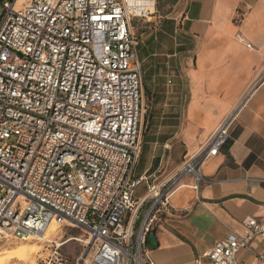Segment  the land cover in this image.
Segmentation results:
<instances>
[{
  "label": "built area",
  "instance_id": "obj_1",
  "mask_svg": "<svg viewBox=\"0 0 264 264\" xmlns=\"http://www.w3.org/2000/svg\"><path fill=\"white\" fill-rule=\"evenodd\" d=\"M132 7L0 0V238L80 228L78 264H155L147 248L155 222L185 174L200 189L203 164L230 139L241 103L173 177L134 197L145 107ZM243 225L210 248L212 264H240L238 252L264 239V220ZM254 254L264 264V252Z\"/></svg>",
  "mask_w": 264,
  "mask_h": 264
},
{
  "label": "crops",
  "instance_id": "obj_2",
  "mask_svg": "<svg viewBox=\"0 0 264 264\" xmlns=\"http://www.w3.org/2000/svg\"><path fill=\"white\" fill-rule=\"evenodd\" d=\"M147 21L138 56L150 114L136 199L198 155L241 103L227 144L203 164L200 189L185 174L147 237L155 264H212L210 248L242 233L245 218L264 220V0H154ZM250 249L238 252L240 264L258 263L264 239Z\"/></svg>",
  "mask_w": 264,
  "mask_h": 264
},
{
  "label": "rangeland",
  "instance_id": "obj_3",
  "mask_svg": "<svg viewBox=\"0 0 264 264\" xmlns=\"http://www.w3.org/2000/svg\"><path fill=\"white\" fill-rule=\"evenodd\" d=\"M149 2L150 0H139L137 3L132 4L131 24L136 37L140 41L139 50L142 49V46H147V42L150 40V37L147 39V34L145 33L149 30L150 23L147 20H149L150 11L152 10ZM148 106L149 103L144 94V132L146 130L147 118L150 114ZM142 191L140 190L139 193ZM53 225L54 230L50 231L48 237L45 239L42 236L40 239H29V241L0 238V257L4 256L5 252L12 248L28 247L37 249L36 264H78V258L84 251V245L80 239H85L87 233L80 228L58 227L55 224ZM15 263L22 264L16 261Z\"/></svg>",
  "mask_w": 264,
  "mask_h": 264
},
{
  "label": "bare ground",
  "instance_id": "obj_4",
  "mask_svg": "<svg viewBox=\"0 0 264 264\" xmlns=\"http://www.w3.org/2000/svg\"><path fill=\"white\" fill-rule=\"evenodd\" d=\"M138 1L139 0H130V2L132 4L133 3H137ZM149 3H150V5H152V0H150ZM53 230H54V225L52 224L45 231V233L42 235V238H44V239L47 238L49 232L53 231ZM36 252H37L36 248H34V249H31V248H28V247H19L17 249H13L12 248L11 250L6 251L4 256L0 257V264H17V263H15V261L16 262H20L22 264H36V262H37Z\"/></svg>",
  "mask_w": 264,
  "mask_h": 264
}]
</instances>
